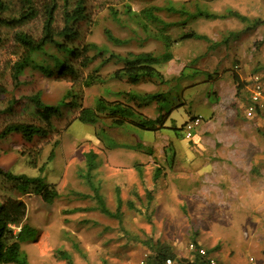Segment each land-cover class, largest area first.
Instances as JSON below:
<instances>
[{
	"label": "rangeland",
	"instance_id": "1",
	"mask_svg": "<svg viewBox=\"0 0 264 264\" xmlns=\"http://www.w3.org/2000/svg\"><path fill=\"white\" fill-rule=\"evenodd\" d=\"M3 1L11 11H19L25 5V0ZM87 5L91 24L83 40L121 55H157L163 52V46L156 40L145 39L146 33L136 25L135 18L119 15L115 22L109 10L121 12L125 6L134 13L148 7L159 9L156 15L174 25L167 29L173 41L172 60L157 67L169 82L131 87L112 79V73L120 67L118 62H103L101 57L79 72L83 79L92 75L100 81L89 87L82 84V79L79 85H72L69 78H56L55 72L48 77L31 68L24 70L16 84L7 79L9 94L0 97V130L10 123L43 127L32 107L26 101L12 103L15 98L37 94L44 104L57 107L61 114V120L53 121L54 129L44 139L33 138L28 143L21 135L10 134L0 140V167L12 174L41 178L54 185L59 194L51 205L35 195L16 196L26 206L22 225L35 232L34 239L21 246L28 262L66 264L57 256L62 251L71 256L73 264H142L147 250L141 241L152 237L170 246L178 258L191 257L188 247L196 242L209 252L215 264H261L264 221L263 231L249 240L250 234L240 228L245 225V216L227 209L228 195L223 193L229 183L243 182L251 193L261 190L264 195V122L244 116L247 96L243 92L235 97L226 76L236 72L245 83L250 74L264 70V0H87ZM196 10L214 14L232 10L262 24L246 33L244 28L249 24L234 18L189 19ZM106 29L127 44L107 42L103 35ZM18 31L37 37L40 24L34 20L4 29L5 44L0 53L13 47L11 39ZM190 31L220 44L210 47L200 40L180 38ZM46 53L55 51L48 48ZM33 59L38 64H49L42 54H34ZM180 74V78L171 81ZM70 90L73 94H67ZM127 91L162 94L163 101H153L140 112L151 119L166 114V129L146 132L130 124L111 128L108 121L96 125L73 121L65 126L75 109L64 103L75 101L82 108H92L98 97L122 100L115 94ZM212 109V116L208 117ZM194 116L201 118V124L188 140L183 137L182 126ZM146 149H151L152 154L148 155ZM89 153L94 155L95 167L91 180L108 208L115 209L114 188L118 187L122 200H132L140 213L123 208L121 223L96 211L67 213L95 206L92 198L81 200L75 196H91L85 181L78 177L87 172L85 155ZM134 165L141 166L142 182ZM156 169L160 170L159 179L153 184ZM147 189L153 195L148 211L144 207ZM2 195L8 192L0 183ZM72 244L80 251L76 252Z\"/></svg>",
	"mask_w": 264,
	"mask_h": 264
},
{
	"label": "trees",
	"instance_id": "2",
	"mask_svg": "<svg viewBox=\"0 0 264 264\" xmlns=\"http://www.w3.org/2000/svg\"><path fill=\"white\" fill-rule=\"evenodd\" d=\"M24 4L19 11H11L5 2L0 0V48L5 44L4 29H13L34 20H37L40 24V33L37 37L24 31H18L14 33L11 39L13 47L6 52L0 53V97L9 94L6 89L7 79L11 84L18 83L20 76L28 68L37 69L41 74L48 77L55 72L56 78H69L72 85H79V82L83 80L82 84L85 87L92 86L99 81L98 78L87 75V78L83 79L79 72L86 69L98 57L103 58V62L111 59L116 60L120 67L112 73V79L124 81L131 87L142 83L164 84L169 82V80H164L157 67L172 60L170 47L173 41L167 33V29L174 25L172 23L167 24L160 19L156 15L160 10L156 7H148L138 13L132 12L128 6H125L121 12L109 10L111 20L115 22L119 20V15H124L131 20L135 18L136 25L146 33L145 39L156 40L163 46V52L157 55L149 52H127L121 55L108 53L106 49L83 40V34L91 24L87 0H25ZM199 18L209 20L234 18L243 24H249V26L244 28L245 30L262 24L260 20H249L232 10H226L222 14L196 10L189 17L192 20ZM103 35L106 41L112 45L122 46L127 44L125 40L117 39L107 29L103 31ZM180 38L200 40L210 44V47H216L220 44L212 43L207 37L191 31L184 33ZM48 48H52L55 53L47 54L46 50ZM34 54L45 55L49 60V64H38L33 59ZM181 75L171 79V81L180 78ZM206 77L211 78L209 75ZM231 77L235 85V97H238L245 92V83L239 79L235 72L231 73ZM72 92L70 90L67 94H73ZM107 94L110 95L112 93L108 92ZM115 95L121 96L122 100L107 101L102 97H98L92 108H82L75 101L64 103L70 109H75V113L71 115L70 121H66L65 126L73 121L89 125L108 121L111 128H120L130 124L146 132H158L166 129L164 127L166 114H158L156 118L151 119L140 112L141 109L153 101H157V103L163 101L164 97L162 94L132 93L127 91L117 92ZM20 100L26 101L32 107L37 119L43 123V127L32 123H10L0 130V140L10 134H19L28 143L33 138L44 139L48 137L49 133L54 129L53 121L61 120L58 108L44 104L37 94L15 98L12 103ZM57 136H59V132ZM57 143L55 141L53 144L56 146ZM137 147L143 148L141 145H137ZM146 150L148 155L152 154L151 149ZM51 156L52 153L49 158ZM85 165L87 168L86 174L78 177L85 181L91 196L79 193L74 194L81 200L92 198L95 206L93 209H72L67 211L68 214L96 211L101 216L121 223L124 215L123 208L128 211L141 212L135 209L132 200H122L118 187L114 188L115 209L110 210L100 194V190L98 191V188H95L91 180V173L95 169L94 155L92 153L85 155ZM140 168L141 166L134 165V169H138L137 177L142 182L143 174L139 170ZM159 172V169L154 171L152 176L153 184L158 182ZM0 183L3 184V188L8 192V195L0 197V264H30L21 246L32 241L35 237V232L29 227L22 225L26 215V206L16 196L35 195L43 203L51 205L58 199L59 194L54 185L45 183L41 178L12 174L2 167H0ZM136 197L139 198L140 196L136 195ZM152 202V191L147 189L144 191V207L146 211L150 209ZM19 224H21V228L16 233H13L8 228V225ZM192 243L199 247L196 242ZM141 245H144L147 250L142 264H164L166 259L173 260L174 264H208V251H206L204 256L194 252L189 258H178L170 246L152 237L142 240ZM72 248L76 252L80 251L76 244H72ZM57 256L66 264H73L71 256L67 252L58 251Z\"/></svg>",
	"mask_w": 264,
	"mask_h": 264
},
{
	"label": "crops",
	"instance_id": "3",
	"mask_svg": "<svg viewBox=\"0 0 264 264\" xmlns=\"http://www.w3.org/2000/svg\"><path fill=\"white\" fill-rule=\"evenodd\" d=\"M250 29L251 28L246 30V33L253 32V30L251 31ZM255 30H257V27L254 28V31ZM232 72L227 73L226 76L228 77L227 81L233 85L234 96H235V85L231 77ZM261 72H264V70H262ZM237 75L239 79H241L240 75L239 74ZM244 89H245V86H244ZM213 110L214 109H212V112L208 117L212 116ZM237 185H241L242 188L241 186L239 188V186ZM223 194H225V196L228 195L225 200L227 202V205H226L227 209H234L236 211H240L238 212V214L241 215L242 213L243 216H245V222L242 223L245 225L240 226V228L242 229V231L248 232L250 234L251 238H249V240H252V238L258 237L260 230L263 231V228L261 227V225H263L262 222L264 221V201H260L264 197V195H262L261 190L260 192H258V194H255V193H251L250 188L246 187L245 183L243 182L241 183L239 182L237 184L229 183L228 185H226L225 193ZM260 196H263V197L259 199ZM261 240H263V236ZM261 262H262L261 264H264V258L261 259Z\"/></svg>",
	"mask_w": 264,
	"mask_h": 264
},
{
	"label": "built area",
	"instance_id": "4",
	"mask_svg": "<svg viewBox=\"0 0 264 264\" xmlns=\"http://www.w3.org/2000/svg\"><path fill=\"white\" fill-rule=\"evenodd\" d=\"M245 90L247 95V103L244 108V116L247 119H261L264 122V72H255L250 74L248 80L245 82ZM201 124L200 117H192L184 122L182 126L183 137L190 140L196 129ZM8 228L16 233L20 230L19 225H8ZM199 246V245H198ZM189 250L192 253L197 252L199 255H206V250L196 247L193 243L189 244ZM208 264H215L211 256H207ZM164 264H174L171 259H166Z\"/></svg>",
	"mask_w": 264,
	"mask_h": 264
}]
</instances>
